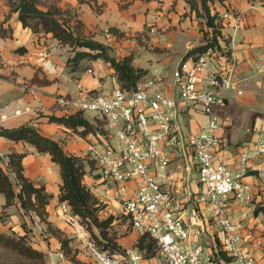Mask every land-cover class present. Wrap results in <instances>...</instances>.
I'll list each match as a JSON object with an SVG mask.
<instances>
[{
    "label": "crops",
    "instance_id": "0c3cea01",
    "mask_svg": "<svg viewBox=\"0 0 264 264\" xmlns=\"http://www.w3.org/2000/svg\"><path fill=\"white\" fill-rule=\"evenodd\" d=\"M55 3L62 11L73 15L72 24H80L86 37L107 46L111 57L120 60L132 55L133 66L147 70L144 78L162 75L165 91L170 96H177L172 83L174 70L190 50L205 44L208 29L204 18L197 16L188 0H95L86 3L56 0ZM210 5L219 16L231 10L243 20L240 31L234 34L239 61L236 76L247 80L239 85L243 94L230 93L227 106L218 110L224 121V127L218 132V155L233 173H238L241 147L264 141L262 78L253 77L254 63L264 55V0H211ZM222 33L226 39L232 30L225 28ZM51 45L54 46L49 54L52 71L43 67L39 57V52ZM221 45H225L224 41ZM70 58L68 47L58 44L51 34H35L25 28L18 13L11 11L8 1L0 0V131L30 124L44 136L60 142L67 154L85 158V140L65 126L49 121L50 116L68 115L67 110L57 104V97L78 99L82 92L99 90L108 94L119 83L114 70L103 59H84L73 70L68 65ZM72 113L74 111L70 110L69 114ZM181 117L191 133L198 132L208 121L198 106L182 109ZM13 152L25 155L24 176L36 186H44L53 198L47 206V221L40 222L36 216L25 214L18 197L6 208V197L0 193V233L27 234L33 248L45 254L47 264H72L59 256V236L71 239V247L75 244L70 229L59 217L58 194L62 184L59 165L49 154L39 153L28 143L0 136V158H7ZM171 158V174L182 183L187 179L192 181L194 198L185 204V221L197 224V229L202 230L200 243L207 252H212L218 226L207 204L196 202L202 191L198 169L193 166L186 170L184 160L176 154ZM91 173L84 183L93 189L96 174ZM11 179L14 181V175ZM243 181L249 186V200L231 199L230 215L233 223L240 227L244 248L254 252L258 264H264V214L256 213L259 207H264V156L249 162ZM18 190L15 187V191ZM107 204L119 208L114 201ZM78 248L82 250L77 255L79 260L92 264L88 250L81 244ZM153 263L159 264V260H143V264Z\"/></svg>",
    "mask_w": 264,
    "mask_h": 264
},
{
    "label": "built area",
    "instance_id": "2783aa9c",
    "mask_svg": "<svg viewBox=\"0 0 264 264\" xmlns=\"http://www.w3.org/2000/svg\"><path fill=\"white\" fill-rule=\"evenodd\" d=\"M220 21L223 29L232 30L226 35L228 44L179 63L172 75L176 97L166 93L165 78L160 74L143 78L132 90L118 86L108 94L85 91L78 99L57 97V104L68 114L71 110L103 120L104 132L85 139V159L94 164L96 174L91 191L104 204L116 202L134 231L157 241L159 264H258L254 252L244 248L229 204L231 199L249 200V186L243 177L249 162L264 156V141L241 147L238 173L218 155V132L224 127L218 110L227 106L230 93L243 94L239 85L247 80L236 76L239 61L234 34L242 27V16L228 10L220 15ZM53 49L51 45L39 52L43 67L51 71L49 54ZM253 77L262 78L264 98V55L254 63ZM190 106L200 107L208 118L196 133L186 130L181 117L182 109ZM113 132L119 141L116 146L112 144ZM173 154L184 160L186 170L198 169L202 191L196 202L207 204L218 226L212 252L200 243L202 230L197 224L185 221V204L194 198L192 181L182 183L171 174ZM1 158L6 166L7 158ZM59 207V217L72 238L88 250L92 264H143L137 249L125 256L100 248L68 204ZM59 256L67 259L62 250Z\"/></svg>",
    "mask_w": 264,
    "mask_h": 264
},
{
    "label": "trees",
    "instance_id": "16d2710c",
    "mask_svg": "<svg viewBox=\"0 0 264 264\" xmlns=\"http://www.w3.org/2000/svg\"><path fill=\"white\" fill-rule=\"evenodd\" d=\"M7 1L11 11L18 13L19 20L25 28L31 29L35 34H51L58 44L77 50L75 56L68 61V65L73 70L84 59H103L114 70L121 87L127 90L136 88L139 81L147 75V70L133 66L134 57L132 55L117 60L107 53V46L86 37L81 31L80 24H72L73 15L69 11H62L57 6H51L43 10L38 6L36 0ZM79 1L86 3L95 0ZM188 3L193 10L195 9L199 18H204L208 30L204 36L205 44L190 50L184 59L202 54L210 48L222 50V41L225 45L229 41L227 38L224 39L222 33L224 25L220 21L218 12L213 11L210 5L211 0H188ZM218 38H222V40L219 41ZM22 50L24 49H19V51ZM49 121L65 126L82 138L97 132H104V124L102 128L100 125L95 127L84 114L79 112L63 116H50ZM0 136L15 142L28 143L35 147L39 153L49 154L52 161L60 167L62 184L58 194L59 202H66L70 211L81 219L87 229L96 227L101 230L100 234L103 236L105 244L101 245V243L96 242L100 248L124 253L116 239L108 237L109 235L105 232L110 228L113 218H100L99 212L105 208V205L84 183L85 177L94 170V164L91 161L67 154L60 142L44 136L30 124L12 130H1ZM24 157L25 155L21 153H10L7 155L6 166L4 160L0 158V193L6 197V208L13 205L18 197L20 206L26 215L34 213L40 222H46L48 217L47 206L53 195L47 193L44 186H36L24 176ZM11 174L14 175V181L11 179ZM15 187L19 188L18 192L15 191ZM259 212L264 214V207H259L256 210V213ZM32 221L34 222L35 219L32 218ZM25 237L23 235L19 239H13L0 233V243L17 251L22 256L35 259L39 264H46L45 254L32 246L24 244ZM59 240L65 257L72 264H78L74 257L70 259L71 239L59 237ZM136 248L143 255V258L153 259L158 251V243L148 234H144L138 239Z\"/></svg>",
    "mask_w": 264,
    "mask_h": 264
},
{
    "label": "rangeland",
    "instance_id": "374dc122",
    "mask_svg": "<svg viewBox=\"0 0 264 264\" xmlns=\"http://www.w3.org/2000/svg\"><path fill=\"white\" fill-rule=\"evenodd\" d=\"M36 1L38 3V6L43 10H46L49 7L56 5V3H55L56 0H36ZM64 47L69 48V51L71 52V58L70 59H72L75 56V53L77 50H75V49L70 50V47L65 46V45H64ZM107 53L109 54L108 50H107ZM143 78L140 81H142ZM119 87H121L120 83H119ZM99 91L100 92H97V93H103L105 90H103V91L99 90ZM91 92H96V91H91ZM104 94H106V93H104ZM85 116L91 121V123L95 127L97 125H100L101 128L103 127L104 122L98 116L92 115V114H87ZM103 129H104V127H103ZM71 133L76 135V136H79V135L73 133L72 131H71ZM113 135L114 136L112 139V144L116 146L119 144V141H118V138L115 136L114 132H113ZM82 139L85 140L86 138H82ZM85 142H86V140H85ZM104 205H105V208L101 212H99L100 218L101 219H107L109 217L113 218V221H112L110 228H108L105 232L109 235L108 237H112V238L116 239V241L120 245L121 250L124 252L122 254L126 256L128 251H130L132 249H137L136 243L142 235L137 236V234H136L137 232H135L132 229V226L129 224L128 219L122 214V212L119 208H115L114 205H113L114 208H111L107 203H105ZM88 230H89V232H90V234H91V236L95 242L101 243V245H103V243L105 244V242L103 241L104 238L100 234L101 233L100 229H98L96 227H92V228L90 227V228H88ZM26 232L28 233L29 231L26 230ZM5 235L8 237H11L13 239H19L21 237V236H18L16 233L5 234ZM25 236L26 237L24 238L23 243L28 245V246H32L31 245V242H32L31 238L27 234ZM59 237H62V236H59ZM62 238H67V236L62 237ZM72 239L75 241L74 242L75 244H74V247H71V252H70L71 258L70 259H72L74 257V259L78 262V264H83V262H81L79 260V258L77 257L79 252H82V250L80 248H78L80 246V244H78L79 242L76 239H74V238H72ZM59 249L61 250V246H59ZM106 250H109L110 252L117 251V250H112V249H106ZM154 258H157L159 260L158 251H157L156 256ZM144 259L149 260L148 258H145V257H144ZM0 264H39V262L36 261L35 259L22 256L17 251L12 250V249L6 247L5 245H3L2 243H0ZM46 264H47V260H46ZM48 264H50V263H48Z\"/></svg>",
    "mask_w": 264,
    "mask_h": 264
}]
</instances>
